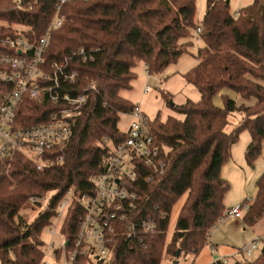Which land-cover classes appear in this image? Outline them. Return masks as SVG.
<instances>
[{
    "label": "trees",
    "instance_id": "1",
    "mask_svg": "<svg viewBox=\"0 0 264 264\" xmlns=\"http://www.w3.org/2000/svg\"><path fill=\"white\" fill-rule=\"evenodd\" d=\"M197 1L68 0L62 5L66 20L52 31L46 56L50 62L70 59L80 73L77 92L88 91L89 101L63 150L64 162L39 170L34 161L19 153L11 159L0 157L1 264H42L41 233L55 217L58 202L71 187L78 195L94 192L93 177L105 170L108 160L106 138L116 144L128 137L119 129V121L135 104L121 91L133 87L136 65L142 61L148 72L162 74L188 53L195 34L205 43L184 79L200 91L201 98L171 104L183 118L169 116L150 122L162 147L164 169L159 173L143 169L154 178L145 181L141 177L136 182L142 199L132 218L138 225L130 235L122 233L124 228L120 231L111 257L90 264H163L167 255L173 260L182 254L196 257L205 248L210 230L227 209L224 198L230 185L221 167L231 158L233 145L247 129L250 143L245 155L251 165L264 143V0H254L237 13L227 0H206L201 22L196 21ZM56 8L57 0H39L22 10L13 0H0V40L14 35V26L26 28L30 36L43 35L50 29ZM0 49L7 50L2 43ZM81 51L91 52L94 58L84 60ZM225 88L244 101L255 97V102L238 104L225 93L223 106L218 107L214 99ZM22 108V116L28 119L25 122L35 124L45 121L51 111L50 106L29 99ZM237 110L241 121L228 131L229 118ZM256 189L243 202L250 203L244 218L251 226L264 217V172ZM47 192L51 194L45 207L26 219L22 211L36 205L30 198H42ZM181 198L184 203L170 234L171 214ZM82 213L80 205L72 203L63 226L70 241ZM148 217L156 224L154 232L146 233L141 226ZM88 258L79 255L74 264H87ZM217 258L210 264H229ZM256 263L264 264V252L254 260L239 259L232 264Z\"/></svg>",
    "mask_w": 264,
    "mask_h": 264
},
{
    "label": "built area",
    "instance_id": "2",
    "mask_svg": "<svg viewBox=\"0 0 264 264\" xmlns=\"http://www.w3.org/2000/svg\"><path fill=\"white\" fill-rule=\"evenodd\" d=\"M37 1L13 0L21 10L29 9ZM66 1L57 0V8L49 22L50 29L43 35L30 36L24 31L26 28L14 26L17 32L0 40L7 48L0 49V157L11 159L18 153L22 154L34 161L39 170L64 162L63 150L71 141L74 128L89 101L88 91L77 92L80 73L71 65L70 59L50 62L46 56L52 31L60 28L66 20L65 13L61 11ZM200 32L198 27L197 33ZM90 53L81 51L84 60L94 58ZM150 89L148 84L144 91ZM26 99L50 106L51 111L45 121L38 124L25 122L28 119L22 116V106ZM130 114L132 121L128 137L116 144L106 138L108 160L105 170L93 177L94 192L78 195L71 187L58 202L54 218L59 220L61 228L72 203L79 204L83 212L71 241L60 232L59 246L55 242L50 244L53 250L62 251L59 258L64 256L65 264H74L79 255L89 256L87 264L95 259L111 257L121 238L120 231L124 228L122 233L130 235L129 231L138 225L132 218L138 208L137 202L142 199L136 182L141 177L145 181L154 178L143 169L147 167L159 173L165 166L162 147L150 128V116L139 105H135ZM45 199L33 196L30 201L37 204ZM249 206L250 203H241L225 209L219 223L227 217L238 220ZM141 226L146 233L154 232L156 228L151 217L144 219ZM51 231L53 235L57 234L56 229ZM263 249L264 235H260L239 247L235 255L242 253L250 257ZM219 259L229 261L227 258Z\"/></svg>",
    "mask_w": 264,
    "mask_h": 264
},
{
    "label": "rangeland",
    "instance_id": "3",
    "mask_svg": "<svg viewBox=\"0 0 264 264\" xmlns=\"http://www.w3.org/2000/svg\"><path fill=\"white\" fill-rule=\"evenodd\" d=\"M253 1L254 0H229V6L233 13H237L241 9L249 6ZM197 7L196 21L201 22L206 10V0H198ZM196 35L197 34L193 36L194 44L189 48L188 53L183 54L177 61L168 65L162 74L155 75L148 72L145 63L142 61L139 62L135 67L136 79L133 81V87L129 90L124 89L121 91L123 97L130 99L135 105H139L144 113L150 116L151 120L154 121L156 119L157 122H160L161 120H166L169 116L183 118V114L173 110L171 104H185L189 99L194 101L200 100V91L192 83H188L184 79V74L192 68L193 64L196 62L195 56L198 53V48L202 47L205 43L203 38ZM148 84H150L151 89L145 92V86ZM225 93L235 98L238 104L246 102L249 105L255 102V97H251L249 100L244 101L241 95L225 88L219 92L214 99V103L218 107L223 106L222 94ZM168 95L172 100L171 103L168 101ZM241 118V112L238 110L235 111L229 118L227 130H233L240 123ZM131 121V114H122L121 120L119 121L120 128L124 130L127 129ZM125 133H127V131ZM248 143H250V133L245 129L240 133L238 141L232 147L231 158L221 167L222 176L230 185V189L224 198L227 209L236 207L245 202L247 198L251 199L257 191L256 181L264 172V143L260 153L261 155L251 165L247 162L245 155V149ZM50 194V192H47L42 196L46 197V199L41 202L40 206L36 204L34 207L23 210L22 213L24 217L29 220L34 218L38 212L45 207L43 204ZM183 200L184 198H181L172 211L171 223L168 231L170 234L175 227L178 212L184 203ZM244 213L245 211L242 215ZM65 219L66 218H64V220ZM51 220V224L46 226L41 233V239L44 243L42 248L43 251H45L42 264H65L64 256L59 258L62 251L60 249L53 250L50 245L55 242L56 246H59L62 239L60 232L63 233V226L61 229L60 223L58 222L59 220L55 218ZM65 222L67 223L65 220L63 224H65ZM52 229L57 230L56 235L52 234ZM211 231L213 232L212 236H209L208 243L198 256L193 257L192 254H182L177 259L173 260L170 255H167L162 261L163 264H210L213 262L214 255H221L228 252V255H230L231 252L239 249V247L242 248L246 243L253 241L259 234H264V217L253 226L248 225L245 222V218H241L237 222L235 219L227 217ZM211 242L218 243V251H216L215 248L213 250V247L210 245ZM259 253L260 252H255L254 255L250 257L239 253L233 257H228V263L232 264L236 260L245 258L254 260Z\"/></svg>",
    "mask_w": 264,
    "mask_h": 264
},
{
    "label": "crops",
    "instance_id": "4",
    "mask_svg": "<svg viewBox=\"0 0 264 264\" xmlns=\"http://www.w3.org/2000/svg\"><path fill=\"white\" fill-rule=\"evenodd\" d=\"M194 64H195V63H194ZM194 64H193V65H194ZM119 129H122V128H120V125H119ZM128 129H129V128H127V129H125V130L122 129V131L126 132V131H128ZM248 144H249V143H248ZM247 146H248V145H247ZM246 148H247V147H246ZM245 150H246V149H245ZM243 215H244V214H243ZM244 216H245V215H244ZM244 216L241 217V218L244 219ZM241 218H239V219H241ZM239 219H238V220H239ZM235 220H236V219H235ZM238 220H236V221L238 222ZM218 224H219V223H218ZM218 224H217V225H218ZM217 225H216V226H217ZM253 225H254V224H253ZM253 225H252V226H253ZM216 226H214L213 228H215ZM250 226H251V225H250ZM213 228H212V229H213ZM212 229H211V230H212ZM211 230H210V231H211ZM212 234H213V232L211 231L210 235L212 236ZM261 235H264V234H261ZM258 236H260V234H259ZM210 240H211V238H210ZM213 242H214V241H213ZM210 245H211L213 248H215L216 251H218V249H219V245H218V243H212V242H211ZM237 250H238V249H237ZM237 250H235V251H237ZM235 251L231 252L230 255H228L229 252H228V253L221 254V255H214V256H213V259H214V257H216V256H217L218 258H221V259H224V258H227V259H228V257H233V256L235 255ZM215 253H216V252H215ZM215 253H214V254H215ZM228 262H229V261H228Z\"/></svg>",
    "mask_w": 264,
    "mask_h": 264
},
{
    "label": "water",
    "instance_id": "5",
    "mask_svg": "<svg viewBox=\"0 0 264 264\" xmlns=\"http://www.w3.org/2000/svg\"><path fill=\"white\" fill-rule=\"evenodd\" d=\"M227 3L229 4V0H227ZM262 252H264V249L262 250Z\"/></svg>",
    "mask_w": 264,
    "mask_h": 264
}]
</instances>
